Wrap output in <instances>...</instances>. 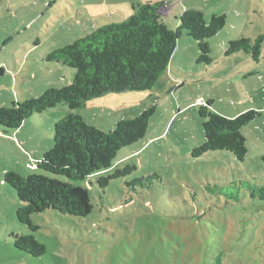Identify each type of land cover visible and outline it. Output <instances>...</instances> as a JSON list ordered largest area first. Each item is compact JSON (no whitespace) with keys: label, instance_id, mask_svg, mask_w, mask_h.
<instances>
[{"label":"rangeland","instance_id":"obj_1","mask_svg":"<svg viewBox=\"0 0 264 264\" xmlns=\"http://www.w3.org/2000/svg\"><path fill=\"white\" fill-rule=\"evenodd\" d=\"M146 2L160 5L171 29L188 8L202 11L207 22L224 14V26L206 39L212 60L198 61L197 42L184 32L151 91L107 94L72 111L109 131L117 120L153 109L144 137L121 147L111 168L73 182L89 206L82 218L36 213L33 232L17 220L20 201L3 181L7 171L67 181L28 167L52 147L54 123L68 106L33 114L14 131L0 126V264H264V199L247 188L264 186V0H0V106L68 85L75 69L43 58L128 20ZM258 36L259 61L242 52L225 55L230 41ZM208 101L228 117L259 113L241 128L244 160L226 150L193 156L204 141L198 108ZM126 165L129 174L100 186L98 178ZM12 233L34 234L45 254L16 251Z\"/></svg>","mask_w":264,"mask_h":264},{"label":"trees","instance_id":"obj_2","mask_svg":"<svg viewBox=\"0 0 264 264\" xmlns=\"http://www.w3.org/2000/svg\"><path fill=\"white\" fill-rule=\"evenodd\" d=\"M137 6V11L128 20L98 28L52 50L43 58L44 63H61L75 69L73 80L68 85H53L39 95L0 106V126L11 131L17 130L33 114L41 115L59 104L67 105L71 110L54 123L52 147L28 167L63 176L67 181L36 172L23 176L7 171L3 175L4 183L15 190L20 201L16 209L17 220L33 232L39 227L31 219L36 213L54 210L77 218L87 216L89 206L73 182L111 168L121 147L144 137L153 112V109H147L133 118L119 119L111 130L104 131L90 125L73 110L107 94L151 91L167 70L177 41L184 32L197 42L200 51L198 61L212 60L206 39L224 26V14H212L207 22L202 11L188 8L180 15L177 27L171 29L163 21L158 3L146 2ZM261 41L262 36L255 40L240 38L230 41L225 55L242 52L259 61ZM211 103L199 105L198 112L205 119L204 141L194 149L193 156L226 150L236 159L244 160L247 147L241 128L259 113L248 110L227 117L210 110ZM132 169L126 165L108 177L98 178V183L105 186L110 179L129 174ZM247 188L251 197L264 199V186L248 185ZM8 238L16 251L33 257L46 252L45 245L32 233H12Z\"/></svg>","mask_w":264,"mask_h":264},{"label":"crops","instance_id":"obj_3","mask_svg":"<svg viewBox=\"0 0 264 264\" xmlns=\"http://www.w3.org/2000/svg\"><path fill=\"white\" fill-rule=\"evenodd\" d=\"M177 24V23H176ZM176 49V48H175ZM175 51V50H174ZM228 117V116H227Z\"/></svg>","mask_w":264,"mask_h":264},{"label":"water","instance_id":"obj_4","mask_svg":"<svg viewBox=\"0 0 264 264\" xmlns=\"http://www.w3.org/2000/svg\"><path fill=\"white\" fill-rule=\"evenodd\" d=\"M160 13V12H159ZM161 14V13H160Z\"/></svg>","mask_w":264,"mask_h":264}]
</instances>
